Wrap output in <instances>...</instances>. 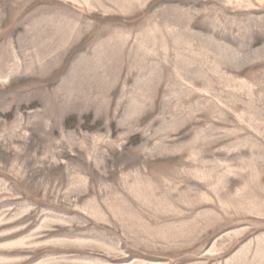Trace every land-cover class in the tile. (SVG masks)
Wrapping results in <instances>:
<instances>
[{"label":"rangeland","instance_id":"rangeland-1","mask_svg":"<svg viewBox=\"0 0 264 264\" xmlns=\"http://www.w3.org/2000/svg\"><path fill=\"white\" fill-rule=\"evenodd\" d=\"M0 264H264V0H0Z\"/></svg>","mask_w":264,"mask_h":264}]
</instances>
